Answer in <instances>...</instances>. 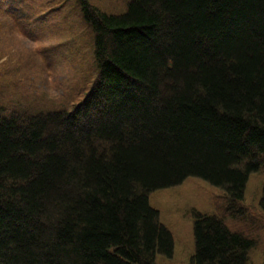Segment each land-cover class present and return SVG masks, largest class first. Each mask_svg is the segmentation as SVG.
Here are the masks:
<instances>
[{
	"label": "trees",
	"instance_id": "1",
	"mask_svg": "<svg viewBox=\"0 0 264 264\" xmlns=\"http://www.w3.org/2000/svg\"><path fill=\"white\" fill-rule=\"evenodd\" d=\"M75 1L99 81L74 114L0 116V264H156L151 192L199 178L236 218L264 168V0ZM218 216L195 214L189 264H248Z\"/></svg>",
	"mask_w": 264,
	"mask_h": 264
},
{
	"label": "rangeland",
	"instance_id": "2",
	"mask_svg": "<svg viewBox=\"0 0 264 264\" xmlns=\"http://www.w3.org/2000/svg\"><path fill=\"white\" fill-rule=\"evenodd\" d=\"M55 1L42 0L48 9L54 7ZM74 1L67 2L62 11L58 9L54 14L42 10L36 13L34 5L30 12L34 23L25 24L24 34L11 25H0L1 117L13 113L12 107L26 110L30 105L32 112L48 108L67 109L84 96L85 85L95 76L89 52L92 51L90 40L93 44V39L88 32L76 39L79 33L68 34L64 26L61 32L65 34L57 36L55 27L63 25L61 22L76 27L81 25L80 18L75 14L81 13V10ZM90 1L97 8L110 13L125 9L128 2ZM70 3L74 13L67 14ZM81 121L84 123V120ZM263 186L264 170L249 176L244 202L240 205L244 214L236 218L226 210L221 190L199 178L189 177L177 186L152 192L148 197L149 206L158 211L159 222L173 237L172 257L158 255L156 264H189L194 251L192 230L195 213L220 215L229 229L253 239L255 249L249 253L248 264H264V215L256 205Z\"/></svg>",
	"mask_w": 264,
	"mask_h": 264
}]
</instances>
